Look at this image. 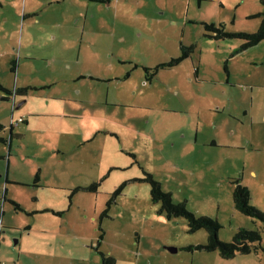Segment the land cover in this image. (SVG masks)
Instances as JSON below:
<instances>
[{
  "label": "rangeland",
  "instance_id": "rangeland-1",
  "mask_svg": "<svg viewBox=\"0 0 264 264\" xmlns=\"http://www.w3.org/2000/svg\"><path fill=\"white\" fill-rule=\"evenodd\" d=\"M51 1L0 0V83L30 86L0 101V264H264V220L233 203L238 179L264 212V39L239 50L204 26L255 32L262 0ZM181 44L191 56L147 83L143 67ZM144 171L217 219L220 241L260 239L231 257L187 250L207 231L161 211Z\"/></svg>",
  "mask_w": 264,
  "mask_h": 264
},
{
  "label": "trees",
  "instance_id": "trees-1",
  "mask_svg": "<svg viewBox=\"0 0 264 264\" xmlns=\"http://www.w3.org/2000/svg\"><path fill=\"white\" fill-rule=\"evenodd\" d=\"M102 2H109V0H100ZM264 5V0H262ZM262 15L261 23L258 29L255 32H236L229 33L226 32L223 28V25H216L215 23H204L205 29L207 31L206 35L210 38H224L230 36H237L243 40V44L240 46L239 50H243L247 47L253 46L259 43L262 39H264V10L259 13ZM195 45H184L181 44V55L178 58H173L169 62L160 63L154 67L146 66L143 67L145 73V81L151 82L159 73V70L164 66H173L179 63L181 60L186 57H190L191 53L194 51ZM136 67V65H135ZM129 76V73L126 74L125 78ZM29 87H16L14 89H9L0 83V101H7L11 97H25L28 93ZM11 125V129H12ZM3 126L0 124V129ZM12 137V134L11 136ZM1 141H4L3 138L0 137ZM145 172V177L142 179L150 184V193L153 201H159L161 203V211H165L168 217H183L188 224V229L191 232L197 231L199 229H205L207 231V241L204 244L197 245H189L186 247L187 250H195V249H205V250H216L220 251V254L223 257H231L234 256L236 252L248 253L251 251V242L260 239V235L257 231H249L245 228H240L237 233L233 236L231 241H220L218 238V229L220 228V224L217 219H214L210 216H198L193 211H191L186 202L174 203L172 200L171 192L166 191L162 188L161 182L154 178V176L148 172ZM39 178L36 176L35 181ZM126 181L122 183L119 187L116 188L114 194H117L126 183ZM99 183H92L87 190H90L92 186H98ZM86 189L79 187L75 190ZM6 192L4 193V198L6 197ZM7 199V198H6ZM15 206V209L20 210V205L15 200L8 199ZM112 200V199H111ZM111 200L108 201V204L111 203ZM250 191L249 188L240 183L237 179L235 181V187L233 190V203L236 209L241 211L242 213L249 215L251 217H257L264 220V212L260 211L256 207L250 204ZM105 215V212H103ZM29 228V227H28ZM250 242V243H249ZM103 264H116V259L108 254L101 253Z\"/></svg>",
  "mask_w": 264,
  "mask_h": 264
},
{
  "label": "crops",
  "instance_id": "crops-1",
  "mask_svg": "<svg viewBox=\"0 0 264 264\" xmlns=\"http://www.w3.org/2000/svg\"><path fill=\"white\" fill-rule=\"evenodd\" d=\"M62 1H64V0H52L51 2H50V4H52V3H56V2H62ZM93 1H99V2H102V1H100V0H93ZM110 1V0H109ZM109 3V2H108ZM39 10H40V8H32L30 11H29V14L30 15H36V13L37 12H39ZM79 13V12H78ZM76 16V15H75ZM78 16V15H77ZM77 19L76 20H78V18L79 17H76ZM120 39H122V41L123 40H125V37L124 36H122V37H120ZM127 59V58H126ZM125 59V60H126ZM123 61V60H122ZM125 62V61H124ZM17 65V62L15 63V66ZM71 67V66H70ZM83 77V76H82ZM120 77H118V79H119ZM152 82V81H151ZM148 83V82H147ZM17 86V85H16ZM20 87H26V86H23V85H20ZM20 87H18V88H20ZM14 101H16V100H14ZM15 103V102H14ZM22 121H24V119H22ZM27 122V121H26ZM1 124V123H0ZM2 126H3V128L2 129H4V125L3 124H1ZM2 129H0V130H2ZM11 131H12V129H11ZM12 134V137H11V139L14 137V135H13V133H11ZM113 134V133H112ZM1 138H4V137H1ZM6 198H8L7 197V193H6V196H5ZM4 199L5 201H7L8 199ZM29 229V228H28Z\"/></svg>",
  "mask_w": 264,
  "mask_h": 264
},
{
  "label": "water",
  "instance_id": "water-1",
  "mask_svg": "<svg viewBox=\"0 0 264 264\" xmlns=\"http://www.w3.org/2000/svg\"><path fill=\"white\" fill-rule=\"evenodd\" d=\"M172 251H177V248H170Z\"/></svg>",
  "mask_w": 264,
  "mask_h": 264
},
{
  "label": "flooded vegetation",
  "instance_id": "flooded-vegetation-1",
  "mask_svg": "<svg viewBox=\"0 0 264 264\" xmlns=\"http://www.w3.org/2000/svg\"><path fill=\"white\" fill-rule=\"evenodd\" d=\"M10 136H11V135H10ZM3 140H4V141H7V139H6V138H3ZM10 140H11V137H10Z\"/></svg>",
  "mask_w": 264,
  "mask_h": 264
},
{
  "label": "built area",
  "instance_id": "built-area-1",
  "mask_svg": "<svg viewBox=\"0 0 264 264\" xmlns=\"http://www.w3.org/2000/svg\"><path fill=\"white\" fill-rule=\"evenodd\" d=\"M19 120H22V118H19Z\"/></svg>",
  "mask_w": 264,
  "mask_h": 264
}]
</instances>
